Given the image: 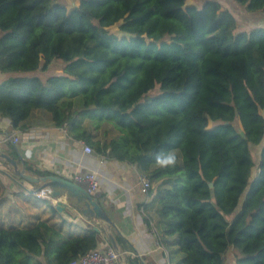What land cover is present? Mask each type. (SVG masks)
Returning <instances> with one entry per match:
<instances>
[{"label":"trees","instance_id":"obj_1","mask_svg":"<svg viewBox=\"0 0 264 264\" xmlns=\"http://www.w3.org/2000/svg\"><path fill=\"white\" fill-rule=\"evenodd\" d=\"M185 1L0 0V117L17 128L45 109L95 152L134 164L180 264H226L230 249L234 264H264V27L239 29L218 0ZM231 1L264 12V0ZM57 59L60 72L38 74ZM85 118L117 134L98 138ZM262 142L251 176L250 144ZM160 150L175 166L155 164ZM96 234L0 225V264H68Z\"/></svg>","mask_w":264,"mask_h":264},{"label":"crops","instance_id":"obj_2","mask_svg":"<svg viewBox=\"0 0 264 264\" xmlns=\"http://www.w3.org/2000/svg\"><path fill=\"white\" fill-rule=\"evenodd\" d=\"M79 1L63 0L71 7ZM257 15L263 18L264 12ZM4 77L0 72V80ZM12 136L18 137L15 143L11 141ZM85 144L84 139L72 137L67 127L54 124L49 111L42 108L33 109L17 128L9 118L0 117V151L17 160L19 167L24 163L71 180L86 169L96 172L98 187L93 194L110 217L112 232L116 239H121L120 246L129 264H180L182 254L176 250L173 237L160 236L155 223V203L148 192L141 191L136 166L94 149L86 152ZM9 146L15 149V157L8 152ZM27 172L38 175L28 169ZM36 188V184L15 174L9 164L0 162L1 226L26 227L45 219L68 235H82L98 226L99 230L94 229L96 248L111 246L102 222L85 217L69 205L57 210L55 200L38 197Z\"/></svg>","mask_w":264,"mask_h":264},{"label":"water","instance_id":"obj_3","mask_svg":"<svg viewBox=\"0 0 264 264\" xmlns=\"http://www.w3.org/2000/svg\"><path fill=\"white\" fill-rule=\"evenodd\" d=\"M0 158L11 166L15 174L36 184V189L44 187L49 188V196L55 200V207L57 210H62L69 205L78 210L85 217L102 222L105 225L104 228L110 245L117 253L119 263L129 264L127 256L124 254L112 232L110 217L99 203L98 198L92 192H89L77 181L58 174L32 175L27 172L24 163L19 167L17 160L10 157L5 152L0 151ZM20 161L22 162V159H20ZM94 229L99 230V227L95 226Z\"/></svg>","mask_w":264,"mask_h":264},{"label":"rangeland","instance_id":"obj_4","mask_svg":"<svg viewBox=\"0 0 264 264\" xmlns=\"http://www.w3.org/2000/svg\"><path fill=\"white\" fill-rule=\"evenodd\" d=\"M61 2H63V0H59ZM223 8H228L235 16L237 22H238V28L239 29H250L254 26H257L258 24V20H261V24L260 26L264 27V17L263 18H259L258 17V13H248L245 11L244 7L239 6L237 4H235L233 1L231 0H218ZM186 4H200L201 0H186L185 1ZM67 8L70 9L71 6L67 5ZM246 23V24H245ZM112 31H116L117 30V25H113L111 27ZM61 59H57V61H55V63H51L50 66L48 67L47 71L42 72V71H38L39 75L45 76L47 74H52V73H56V72H60L61 68H62V62L58 61ZM261 113L264 115V110L261 111ZM84 120V124L87 125L89 128L94 130V133L98 136V138H106V139H110L111 137H114L117 134V130L115 128H113V126L111 124H109L106 121L101 122L100 127L97 129L93 128V123L91 120H89L88 118L83 119ZM240 130L242 131V126L239 125ZM264 142V140H263ZM259 143V144H250V148L252 150L256 165L253 167L252 169V173L251 176H254L257 173V163L259 160V151H260V147L263 144ZM177 249V247H176ZM225 262L226 264H234V254L232 252V250L230 249L228 251V253L225 255Z\"/></svg>","mask_w":264,"mask_h":264},{"label":"built area","instance_id":"obj_5","mask_svg":"<svg viewBox=\"0 0 264 264\" xmlns=\"http://www.w3.org/2000/svg\"><path fill=\"white\" fill-rule=\"evenodd\" d=\"M10 139V138H9ZM17 136H12L11 141L16 142ZM84 151L91 152L92 147L88 144L84 145ZM74 180L83 185L89 192H94L98 187V179L96 172L86 169L78 172L74 176ZM141 191L147 193L151 187L150 179L147 175L140 173L138 175ZM38 197H49V188L44 187L34 190ZM68 264H119L117 253L110 246L107 249L89 248L81 255L73 258Z\"/></svg>","mask_w":264,"mask_h":264},{"label":"clouds","instance_id":"obj_6","mask_svg":"<svg viewBox=\"0 0 264 264\" xmlns=\"http://www.w3.org/2000/svg\"><path fill=\"white\" fill-rule=\"evenodd\" d=\"M153 159L155 161V164L160 168L173 167L177 162V157L175 153L165 150L154 152Z\"/></svg>","mask_w":264,"mask_h":264}]
</instances>
